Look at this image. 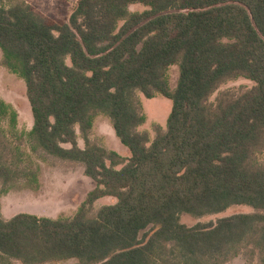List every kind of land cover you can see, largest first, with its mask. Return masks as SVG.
<instances>
[{
    "label": "trees",
    "instance_id": "obj_1",
    "mask_svg": "<svg viewBox=\"0 0 264 264\" xmlns=\"http://www.w3.org/2000/svg\"><path fill=\"white\" fill-rule=\"evenodd\" d=\"M0 51V66L25 85L29 136L95 183L72 218L5 220L0 210V264H228L241 255L264 264V0H79L65 24L4 0ZM239 79L254 86L207 103ZM136 93L171 102L153 141L138 131L146 117ZM99 116L130 153L125 163L90 140ZM16 125L0 100V195L18 181L40 189V167L2 140ZM105 197L116 203L90 217ZM236 206L252 213L179 222Z\"/></svg>",
    "mask_w": 264,
    "mask_h": 264
},
{
    "label": "rangeland",
    "instance_id": "obj_2",
    "mask_svg": "<svg viewBox=\"0 0 264 264\" xmlns=\"http://www.w3.org/2000/svg\"><path fill=\"white\" fill-rule=\"evenodd\" d=\"M4 0H0V5ZM32 5L38 12L50 18L58 24L68 22L76 4L79 0H23ZM131 13H141L146 10L141 5L129 6ZM0 51V61H1ZM179 76L177 66L169 69L170 90L176 88ZM254 84L248 80L239 79L221 85L218 90L209 98V104H215L217 97L225 92L234 95L251 89ZM0 100L10 105L17 113V125L15 129H7V139L3 138L5 144H10L9 149L15 155L19 148L27 154L31 162L40 167V189L37 192L20 190L21 181L10 185L9 191L5 195H0V210L3 218L9 220L17 214L28 213L39 217L72 218L80 204L85 200L87 194L95 188V183L86 177L83 168L79 165L69 164L46 154L33 139L29 136L33 126V119L29 103L26 99V89L24 83L16 76L9 74L0 66ZM136 100L139 102L141 111L146 117V122L138 128L140 132H147L150 141H153L158 131L166 129V121L171 112V102L161 96L148 100L142 94L136 93ZM6 125V124H4ZM77 145L84 148V143L77 131ZM21 139H18V138ZM90 140L102 145L109 151L115 152L125 163L130 157L128 150L121 145L116 138L113 129L107 119L102 116L97 117L94 129L90 134ZM0 138H2L0 136ZM8 155V153H5ZM17 156V154H16ZM264 162V156H263ZM109 164V163H108ZM123 165L117 166L119 170ZM115 198L105 197L97 200L89 214L93 217L96 212L104 206L114 205ZM252 213V210L244 206H236L228 209L224 213L208 215L195 218L189 215H181L179 222L187 227L197 224H214L217 220L237 214ZM150 227L140 233V239L149 231ZM75 259L52 263V264H77ZM228 264H258L254 258L249 261L244 255L230 261Z\"/></svg>",
    "mask_w": 264,
    "mask_h": 264
}]
</instances>
